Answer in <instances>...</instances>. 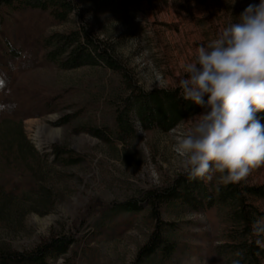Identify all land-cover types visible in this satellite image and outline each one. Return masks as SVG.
Here are the masks:
<instances>
[{
  "label": "rangeland",
  "instance_id": "1",
  "mask_svg": "<svg viewBox=\"0 0 264 264\" xmlns=\"http://www.w3.org/2000/svg\"><path fill=\"white\" fill-rule=\"evenodd\" d=\"M74 1L95 35L145 92H179L183 66L193 60L198 47L214 41L248 5L259 2ZM36 20L42 21L38 11H23L1 27L0 40L23 50L21 59L33 58L37 35L76 26L70 17L59 25L43 21L37 31L30 26ZM4 50L0 44V64L8 60ZM11 80L16 97L37 107L19 125L0 122V248L27 251L52 236L72 234L76 244L51 264H134L152 228L143 192L163 189L185 174L177 141L203 109L195 104V114L167 132L145 131L135 122L130 137L107 143L84 130L113 126L115 112L129 94L117 72L101 63L70 69L47 63ZM58 149L73 151L81 161L60 164ZM199 180L207 187L222 179L214 174L211 180ZM237 183L264 187V166ZM127 201L137 204L132 214L109 209ZM252 201L264 212V199ZM163 220L174 225L180 250L169 261L144 264H219L208 242L223 229L219 219L175 207L164 212Z\"/></svg>",
  "mask_w": 264,
  "mask_h": 264
},
{
  "label": "trees",
  "instance_id": "2",
  "mask_svg": "<svg viewBox=\"0 0 264 264\" xmlns=\"http://www.w3.org/2000/svg\"><path fill=\"white\" fill-rule=\"evenodd\" d=\"M23 11L39 12L42 21L36 20L30 25L37 31L41 30L43 21L59 25L70 17L75 18L76 26L63 33L37 35L30 60L21 59L23 50L14 49L1 38L0 44H3L8 60L0 64V122L19 125L33 111L36 105H27L28 100L16 97L17 90H13L11 78L47 63L61 69L101 63L121 76L129 94L122 107L116 110L113 126L100 128L93 125L84 130L107 143L130 137L136 130L135 122L145 131L167 132L195 114V104L180 97L177 90L160 88L145 92L137 86L110 46L92 31L74 0H0V30L6 19ZM258 115L264 116V113ZM55 156L62 165L81 161V157L71 150H55ZM254 199H264V187L237 182L225 185L222 180L205 187L199 179L189 180L185 174L163 189L143 192L142 201L148 207L152 228L137 252L134 264L151 260L166 262L179 252L180 242L174 238V225L163 220L164 212L175 207L212 215L223 224L219 236L208 239L211 253L219 264H264V212L252 201ZM112 208L132 214L137 204L127 201L112 204L109 209ZM76 241L72 234H61L27 251L0 248V264H51L64 256Z\"/></svg>",
  "mask_w": 264,
  "mask_h": 264
},
{
  "label": "clouds",
  "instance_id": "3",
  "mask_svg": "<svg viewBox=\"0 0 264 264\" xmlns=\"http://www.w3.org/2000/svg\"><path fill=\"white\" fill-rule=\"evenodd\" d=\"M177 87L203 109L176 145L189 180L219 174L227 185L264 166V0L199 46Z\"/></svg>",
  "mask_w": 264,
  "mask_h": 264
}]
</instances>
